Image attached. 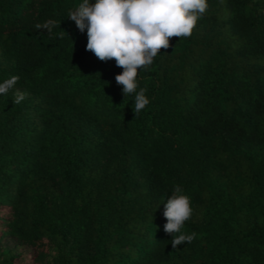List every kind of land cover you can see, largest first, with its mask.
<instances>
[{
    "label": "trees",
    "instance_id": "16d2710c",
    "mask_svg": "<svg viewBox=\"0 0 264 264\" xmlns=\"http://www.w3.org/2000/svg\"><path fill=\"white\" fill-rule=\"evenodd\" d=\"M81 2L0 0V82L19 77L0 95V264H264V0H207L138 69L136 115L68 19ZM175 185L196 235L173 249Z\"/></svg>",
    "mask_w": 264,
    "mask_h": 264
},
{
    "label": "clouds",
    "instance_id": "9594fccd",
    "mask_svg": "<svg viewBox=\"0 0 264 264\" xmlns=\"http://www.w3.org/2000/svg\"><path fill=\"white\" fill-rule=\"evenodd\" d=\"M207 9V0H82L67 15L81 33L87 30V51L102 62L114 60L122 69L115 81L122 86L124 97L135 94L132 111L136 115L150 102L146 88L137 91L138 69L148 68L161 49L169 48L170 38L191 36ZM59 25L60 21L48 19L35 28L46 29L51 35ZM61 35L66 33L62 30ZM18 80L19 77L11 76L0 82V95L6 96ZM26 96L16 90L13 103H22ZM192 212L190 198L183 194L180 185H175L163 212L167 221L164 232L171 235L173 249L195 238V233L182 232Z\"/></svg>",
    "mask_w": 264,
    "mask_h": 264
},
{
    "label": "rangeland",
    "instance_id": "374dc122",
    "mask_svg": "<svg viewBox=\"0 0 264 264\" xmlns=\"http://www.w3.org/2000/svg\"><path fill=\"white\" fill-rule=\"evenodd\" d=\"M3 243L7 246L13 247L14 245V241L11 239H5L3 241ZM30 248L24 245L21 246H16L15 247V252L19 254L20 260L22 261V263L24 262V258L26 256V254H28L30 252Z\"/></svg>",
    "mask_w": 264,
    "mask_h": 264
}]
</instances>
